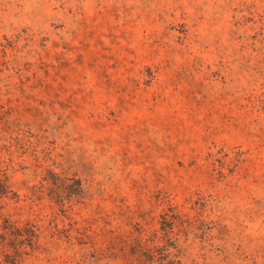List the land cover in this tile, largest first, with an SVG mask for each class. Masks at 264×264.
I'll return each mask as SVG.
<instances>
[{"label": "rangeland", "instance_id": "374dc122", "mask_svg": "<svg viewBox=\"0 0 264 264\" xmlns=\"http://www.w3.org/2000/svg\"><path fill=\"white\" fill-rule=\"evenodd\" d=\"M0 182L18 264H264V0H0Z\"/></svg>", "mask_w": 264, "mask_h": 264}, {"label": "trees", "instance_id": "16d2710c", "mask_svg": "<svg viewBox=\"0 0 264 264\" xmlns=\"http://www.w3.org/2000/svg\"><path fill=\"white\" fill-rule=\"evenodd\" d=\"M41 190L42 193L47 191L49 200L63 208L75 205L85 197L82 182L68 173L64 174L63 178L55 174L54 179L41 185ZM9 193V187L0 182V196L4 197ZM24 233L25 231L17 228L0 213V246L7 247L2 252L3 259L0 260V264H18L24 255L31 253L33 250L31 239H27Z\"/></svg>", "mask_w": 264, "mask_h": 264}]
</instances>
